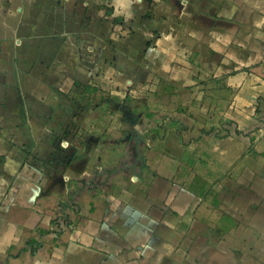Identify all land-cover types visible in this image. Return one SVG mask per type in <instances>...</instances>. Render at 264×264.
<instances>
[{
	"label": "crops",
	"instance_id": "crops-1",
	"mask_svg": "<svg viewBox=\"0 0 264 264\" xmlns=\"http://www.w3.org/2000/svg\"><path fill=\"white\" fill-rule=\"evenodd\" d=\"M0 264H264V0H0Z\"/></svg>",
	"mask_w": 264,
	"mask_h": 264
}]
</instances>
